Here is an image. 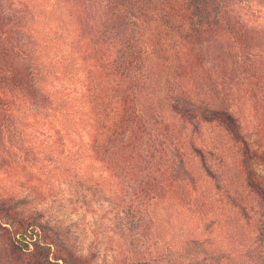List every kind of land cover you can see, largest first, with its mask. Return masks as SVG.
I'll list each match as a JSON object with an SVG mask.
<instances>
[{
    "label": "trees",
    "instance_id": "16d2710c",
    "mask_svg": "<svg viewBox=\"0 0 264 264\" xmlns=\"http://www.w3.org/2000/svg\"><path fill=\"white\" fill-rule=\"evenodd\" d=\"M93 164L132 205L102 264H264V0H0V264H99L7 180Z\"/></svg>",
    "mask_w": 264,
    "mask_h": 264
},
{
    "label": "rangeland",
    "instance_id": "374dc122",
    "mask_svg": "<svg viewBox=\"0 0 264 264\" xmlns=\"http://www.w3.org/2000/svg\"><path fill=\"white\" fill-rule=\"evenodd\" d=\"M85 142H87L86 138H84V144ZM82 155L84 156V153ZM89 164L90 162L85 160L84 165L80 167L84 169V166ZM93 170L94 172H63L59 176L54 175L50 182H45L50 187L48 201H44L45 204H36L34 201L26 202L25 198H22L24 194L19 193L24 181L15 178L7 180L10 181L8 183L10 190L14 192L15 198L21 202V205L24 204L29 209L36 208L45 211V219L51 224L58 222L63 228V233L68 231L70 236L78 237L83 243L97 236L100 241L95 240L93 243L101 244L98 247L97 262L102 264L107 263L115 253V244L118 239L116 227L126 229L127 224L131 223V216L128 215L129 210L127 209L132 205L124 200L123 187L115 186L111 174L103 172L97 164H93ZM256 170H262L264 173L262 167H257ZM72 176L74 180L71 179ZM53 178L57 180L54 181ZM91 178L95 181L92 182ZM85 180L89 181L85 182ZM117 213L118 217H115ZM114 239V243L110 242ZM118 244V248L122 247L123 254L128 246Z\"/></svg>",
    "mask_w": 264,
    "mask_h": 264
}]
</instances>
